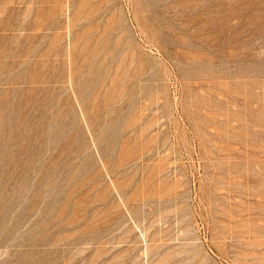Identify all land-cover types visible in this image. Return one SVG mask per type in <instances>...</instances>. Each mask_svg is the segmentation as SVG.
<instances>
[{
	"label": "rangeland",
	"instance_id": "374dc122",
	"mask_svg": "<svg viewBox=\"0 0 264 264\" xmlns=\"http://www.w3.org/2000/svg\"><path fill=\"white\" fill-rule=\"evenodd\" d=\"M0 264H264V0H0Z\"/></svg>",
	"mask_w": 264,
	"mask_h": 264
}]
</instances>
